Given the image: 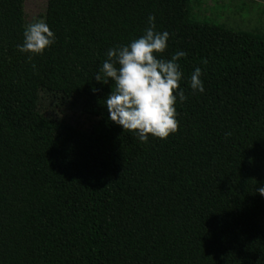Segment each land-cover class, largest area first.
Returning a JSON list of instances; mask_svg holds the SVG:
<instances>
[{"label":"trees","instance_id":"obj_1","mask_svg":"<svg viewBox=\"0 0 264 264\" xmlns=\"http://www.w3.org/2000/svg\"><path fill=\"white\" fill-rule=\"evenodd\" d=\"M24 1L0 0V264H264V35L197 21L191 0H78L151 14L163 57L187 53L178 129L144 143L107 111L89 131L39 112L48 48L17 50Z\"/></svg>","mask_w":264,"mask_h":264},{"label":"rangeland","instance_id":"obj_2","mask_svg":"<svg viewBox=\"0 0 264 264\" xmlns=\"http://www.w3.org/2000/svg\"><path fill=\"white\" fill-rule=\"evenodd\" d=\"M197 21L264 35V0H191ZM26 24L43 19L55 34L41 77L38 110L44 116L89 131L107 111L111 91L94 75L109 48L140 37L145 22L113 20L78 0H25ZM164 24H156L163 31Z\"/></svg>","mask_w":264,"mask_h":264},{"label":"clouds","instance_id":"obj_3","mask_svg":"<svg viewBox=\"0 0 264 264\" xmlns=\"http://www.w3.org/2000/svg\"><path fill=\"white\" fill-rule=\"evenodd\" d=\"M147 22L148 27L140 37L126 45L109 48L94 75L97 83L108 85L111 82V91L103 103L107 119L144 143L148 142L149 134L166 139L177 131L176 104L187 99L179 86L184 74L178 63L187 53L180 50L170 59L164 58L170 33L157 31L155 17L151 14ZM55 39L49 25L37 19L25 25L23 42L17 45V50L29 54L30 60L32 55L43 54ZM202 74V69L196 67L189 77V87L194 93L205 91ZM256 192L264 196V185Z\"/></svg>","mask_w":264,"mask_h":264}]
</instances>
